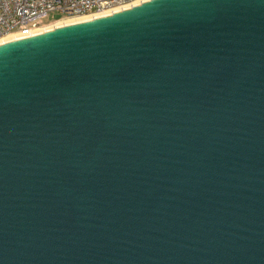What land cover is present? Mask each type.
<instances>
[{"label": "water", "instance_id": "1", "mask_svg": "<svg viewBox=\"0 0 264 264\" xmlns=\"http://www.w3.org/2000/svg\"><path fill=\"white\" fill-rule=\"evenodd\" d=\"M0 264H264V0L0 43Z\"/></svg>", "mask_w": 264, "mask_h": 264}, {"label": "built area", "instance_id": "2", "mask_svg": "<svg viewBox=\"0 0 264 264\" xmlns=\"http://www.w3.org/2000/svg\"><path fill=\"white\" fill-rule=\"evenodd\" d=\"M140 0H0V40L10 35L27 36L44 28L40 21L50 13L62 20L100 15L127 7ZM58 22V21H57Z\"/></svg>", "mask_w": 264, "mask_h": 264}, {"label": "bare ground", "instance_id": "3", "mask_svg": "<svg viewBox=\"0 0 264 264\" xmlns=\"http://www.w3.org/2000/svg\"><path fill=\"white\" fill-rule=\"evenodd\" d=\"M140 1H141V0H140ZM136 3H139V1L136 2ZM134 4H135V3H134ZM132 5H133V4H132ZM127 7H130V5L127 6ZM123 8H125V7H123ZM120 9H121V8H120ZM120 9H116V10H120ZM113 11H115V10H113ZM110 12H111V11H110ZM110 12H105V13H110ZM105 13H102V14H105ZM102 14H100V15H102ZM100 15L97 14V15H91V16H88V17H83V18H80V19H72V20H62V21H58V22H55L53 25H50V26L44 27V28L39 29V30H36V31H32V32H30L29 34H27V36H29V35H31V34H34V33L42 32V31H44V30H46V29H49V28H52V27H54V26H60V25H64V24H66V23H72V22H74V21H80V20H82V19L92 18V17H96V16H100ZM25 36H26V35H25ZM19 37H23V35H10V36H7V37L1 39V40H0V43H2V42H6V41H8V40L16 39V38H19Z\"/></svg>", "mask_w": 264, "mask_h": 264}, {"label": "rangeland", "instance_id": "4", "mask_svg": "<svg viewBox=\"0 0 264 264\" xmlns=\"http://www.w3.org/2000/svg\"><path fill=\"white\" fill-rule=\"evenodd\" d=\"M65 16L63 15H60L58 13H50L48 14L45 18H43L41 21H40V25L41 26H50V25H53L55 22L61 20V19H64Z\"/></svg>", "mask_w": 264, "mask_h": 264}, {"label": "trees", "instance_id": "5", "mask_svg": "<svg viewBox=\"0 0 264 264\" xmlns=\"http://www.w3.org/2000/svg\"><path fill=\"white\" fill-rule=\"evenodd\" d=\"M46 27V26H45Z\"/></svg>", "mask_w": 264, "mask_h": 264}]
</instances>
